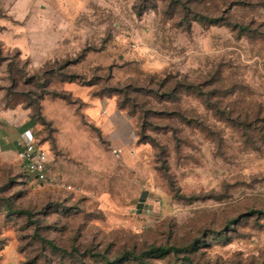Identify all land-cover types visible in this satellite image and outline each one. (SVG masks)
<instances>
[{"label": "rangeland", "instance_id": "1", "mask_svg": "<svg viewBox=\"0 0 264 264\" xmlns=\"http://www.w3.org/2000/svg\"><path fill=\"white\" fill-rule=\"evenodd\" d=\"M119 258L264 264V0H0V264Z\"/></svg>", "mask_w": 264, "mask_h": 264}, {"label": "built area", "instance_id": "2", "mask_svg": "<svg viewBox=\"0 0 264 264\" xmlns=\"http://www.w3.org/2000/svg\"><path fill=\"white\" fill-rule=\"evenodd\" d=\"M18 146L21 148V157L27 174L38 183L51 180L49 151L36 140L30 131L21 135ZM66 187L73 189L71 185H66Z\"/></svg>", "mask_w": 264, "mask_h": 264}, {"label": "trees", "instance_id": "3", "mask_svg": "<svg viewBox=\"0 0 264 264\" xmlns=\"http://www.w3.org/2000/svg\"><path fill=\"white\" fill-rule=\"evenodd\" d=\"M202 18L206 19V17L201 16ZM218 19H212V22H217ZM152 144L154 146H159V144L156 141H152ZM51 244V242H49ZM53 247L57 248L56 246L52 245ZM183 250L182 248L171 246V247H164V246H154L152 247L149 252L145 253L148 254L151 257H160L164 255H168L170 253H175L177 254ZM144 255V254H143ZM122 261V258L116 259L112 262V264H119Z\"/></svg>", "mask_w": 264, "mask_h": 264}]
</instances>
